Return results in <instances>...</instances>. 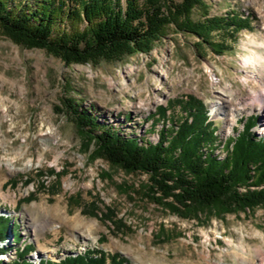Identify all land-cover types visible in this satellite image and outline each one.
Here are the masks:
<instances>
[{
	"label": "rangeland",
	"instance_id": "1",
	"mask_svg": "<svg viewBox=\"0 0 264 264\" xmlns=\"http://www.w3.org/2000/svg\"><path fill=\"white\" fill-rule=\"evenodd\" d=\"M205 6L207 16L196 11L195 21L232 13L251 19L223 55L172 27L149 54L68 66L0 28V217L22 235L17 247L13 237L0 244L7 249L0 264H13L25 245L33 247L27 258L33 264H59L88 251L130 264H264V209L179 217L148 197V176L92 162L72 114V107L89 110L100 124L157 143L163 125L185 119V103L193 99L218 130L222 158L247 124L255 121L252 133L264 138V0ZM221 95L234 100L231 106L220 103ZM107 209L122 226L101 218Z\"/></svg>",
	"mask_w": 264,
	"mask_h": 264
},
{
	"label": "trees",
	"instance_id": "2",
	"mask_svg": "<svg viewBox=\"0 0 264 264\" xmlns=\"http://www.w3.org/2000/svg\"><path fill=\"white\" fill-rule=\"evenodd\" d=\"M205 1L0 0V28L14 42L44 49L68 66L119 62L138 53L149 54L172 27L197 36L223 55L228 43H236L239 33L251 28V19L232 13L195 21L196 11L206 15ZM213 35L218 36V42L210 39ZM185 108L187 117L180 123L169 121V127L163 125L157 143L100 124L89 110L71 109L89 159L106 161L127 174L148 176V197L179 217H223L264 209V138L256 140L252 133L255 121L227 145L222 158L216 154L218 130L203 104L189 99ZM159 112L166 118L167 110ZM101 176L111 179L108 173ZM101 218L116 228L122 226L112 209ZM9 220L0 217V244L13 237L17 247L22 235L15 223L7 225ZM6 250L0 248V254ZM16 251L13 264H33L27 260L33 252L31 245ZM59 264L130 263L119 256L88 251Z\"/></svg>",
	"mask_w": 264,
	"mask_h": 264
},
{
	"label": "bare ground",
	"instance_id": "3",
	"mask_svg": "<svg viewBox=\"0 0 264 264\" xmlns=\"http://www.w3.org/2000/svg\"><path fill=\"white\" fill-rule=\"evenodd\" d=\"M245 62H246V63H253V62H254V59L250 58V59L245 60ZM232 94H233V93H232ZM219 101H221L220 103H221L222 105H224L225 107H228V106H231L232 101H234V100H232L231 97H227V96L221 95V96L219 97ZM258 107H259V109H260V108H262L263 106H262L261 104H259ZM258 107H257V108H258Z\"/></svg>",
	"mask_w": 264,
	"mask_h": 264
}]
</instances>
